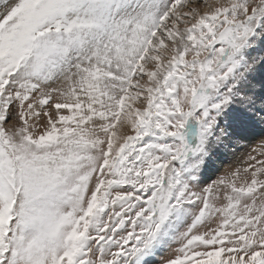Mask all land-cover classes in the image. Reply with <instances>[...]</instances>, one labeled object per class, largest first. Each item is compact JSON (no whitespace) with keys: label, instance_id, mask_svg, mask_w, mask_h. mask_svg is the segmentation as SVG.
<instances>
[{"label":"snow or ice","instance_id":"obj_1","mask_svg":"<svg viewBox=\"0 0 264 264\" xmlns=\"http://www.w3.org/2000/svg\"><path fill=\"white\" fill-rule=\"evenodd\" d=\"M0 264H264V0H0Z\"/></svg>","mask_w":264,"mask_h":264},{"label":"rangeland","instance_id":"obj_2","mask_svg":"<svg viewBox=\"0 0 264 264\" xmlns=\"http://www.w3.org/2000/svg\"><path fill=\"white\" fill-rule=\"evenodd\" d=\"M235 162H236L235 157H233L231 153L222 152L218 164H220L221 170L223 171L228 164H233Z\"/></svg>","mask_w":264,"mask_h":264}]
</instances>
